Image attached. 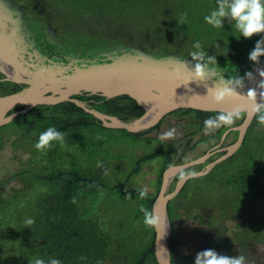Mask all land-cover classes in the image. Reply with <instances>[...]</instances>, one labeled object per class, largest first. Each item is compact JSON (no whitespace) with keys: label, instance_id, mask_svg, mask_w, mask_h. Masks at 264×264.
<instances>
[{"label":"trees","instance_id":"1","mask_svg":"<svg viewBox=\"0 0 264 264\" xmlns=\"http://www.w3.org/2000/svg\"><path fill=\"white\" fill-rule=\"evenodd\" d=\"M38 2L45 11L48 21L56 24L60 29L61 43L64 46H69L77 40L86 50L95 52L102 47V43L100 44L102 39L106 41L108 37L111 42L110 47L118 42L124 44L126 50L133 46L155 52L157 55L174 53L184 58L194 50V42L200 41L209 55L216 56V64L227 76L237 73L243 76L245 71L248 72L254 66V62L248 59V53L259 39L258 35L250 39L243 37L239 39V34L231 29L227 20L224 28H214L203 21V16L215 7V0H38ZM185 13H187L186 18ZM105 15H108L114 23L115 29H109L106 23L101 29L79 25L83 18L90 21L93 16ZM53 16L58 18L55 19ZM181 20H184V23H180ZM119 29H143L139 32L143 35V39L136 38L132 33L124 38ZM45 44L46 48L47 40ZM44 53H47L46 49ZM19 88L20 85L14 82H0V95L12 93ZM73 97L85 102L91 108L124 121L134 120L144 113V109L127 95L110 99L99 94H81ZM22 109H24L23 105H17L12 112ZM173 113L194 116L193 123H197L201 128L204 126L205 118L218 112L188 108L170 114ZM243 117L244 114L234 125L239 124ZM164 119L156 126L139 132L113 130L124 133L122 143L128 138L139 142L145 138V133L160 127ZM257 120L255 116L246 134L245 142ZM96 122L100 121L92 114L85 112L75 103L66 101L55 105L34 106L1 127L0 132L2 128L8 126L9 130L18 137L17 141L26 139L34 145L41 131L49 126H55L64 131L67 138H71L74 146L82 147L79 155L86 156V139L75 134L74 130L96 132L105 128L101 123L96 124ZM95 125L98 128L92 127ZM225 129L228 127L222 126L216 129L214 136H220ZM258 140L264 158V139L259 137ZM104 141L92 143L102 144ZM60 147V143L53 142V146L48 152L43 151L42 156L45 154L49 159L48 162H53L56 158L52 149L56 148L58 153ZM251 156L254 161L249 168L253 175V197L259 201L257 204H261L264 199V164L256 163V155ZM149 158V155L143 157V159ZM22 166L23 170L14 172L0 184V264H29V261L37 256L44 259L55 256L61 259L62 264H157L153 253L154 229L144 224L142 212V208L152 209L157 194L151 193L141 198L140 190L133 189L126 195L125 205L129 208L136 206L129 220H133L134 224L144 229L141 230L148 238V242L145 245L141 244L128 255L131 258L130 262L121 259L111 261L115 240L110 235L112 219L103 221L94 218L84 210L83 205H80L79 195L83 191V186L93 183V180L86 177V170L77 167L75 161L74 163L71 161L62 167L55 169L50 167L44 172L31 173L26 177L27 165L22 164ZM135 174L136 160L119 188L133 180ZM21 175L28 180V184H24L28 186L27 188H19L9 193L10 195L1 190L7 182ZM39 181L43 184L36 186ZM28 217L34 218L35 223L25 224L24 221Z\"/></svg>","mask_w":264,"mask_h":264},{"label":"water","instance_id":"2","mask_svg":"<svg viewBox=\"0 0 264 264\" xmlns=\"http://www.w3.org/2000/svg\"><path fill=\"white\" fill-rule=\"evenodd\" d=\"M22 29L21 18L0 0V72L8 81L23 85L17 91L0 95V128L34 106L55 105L66 101L73 102L92 114L105 127L129 132L151 128L166 115L179 109L220 112L239 106L244 112L243 120L225 131H236L235 141L222 149L223 154L210 162L206 171L198 172L202 175L239 149L255 118V115L248 114V105L242 97H232L222 104L215 103L211 91L217 81L192 80L194 74L186 66L175 61L176 58L185 59L188 67L194 69L195 61L190 56L183 58L174 53L157 55L155 52L132 46L120 53H104V59L99 60L96 57L79 64L78 61L65 64L48 58L35 48L32 49ZM259 68H264V57L251 69L255 79L249 81L245 78V86L240 89L241 94H246L249 88L256 87L258 82L264 79L258 74ZM40 69L44 71L41 72ZM224 75L228 78L226 73ZM84 93L99 94L106 99L127 95L144 109V113L139 118L124 121L91 109L85 102L73 97ZM257 99L259 101V96ZM17 105H23L24 109L12 112ZM194 163L191 161L166 169L163 185L167 184L181 167L186 168ZM183 183L179 182L177 189L168 194L163 190L159 192L152 205L151 210L157 212L162 219L160 227L154 229L153 253L157 264H172L167 244L170 231L167 203Z\"/></svg>","mask_w":264,"mask_h":264},{"label":"flooded vegetation","instance_id":"3","mask_svg":"<svg viewBox=\"0 0 264 264\" xmlns=\"http://www.w3.org/2000/svg\"><path fill=\"white\" fill-rule=\"evenodd\" d=\"M3 1L8 9L15 11L21 18L22 32L28 43L32 45V49H37L54 61L65 64L78 61L79 64L96 57L99 60L104 59V53L111 54L113 51L120 52L126 49L124 44L118 42L110 47L111 42L108 37L106 41L102 39L100 42L102 47L95 52L86 50L77 40L69 46H64L61 43L60 29L49 23L38 0L37 2L34 0ZM45 40L48 41L46 48ZM45 49L47 53H44ZM6 81H8L6 76L0 72V82ZM22 86L20 85V88ZM87 106L91 108L88 104ZM99 123L102 124L101 121L96 122V124ZM190 125L193 129L184 135L186 141L183 148L178 145L177 140H162L161 134H157L158 131L151 134L157 128L145 133V138L139 142L137 140L133 142L132 151L136 160L134 179L139 180L138 186L146 190L147 194L158 195L162 190L168 194L177 189L179 171L167 184L163 185L164 171L171 166L194 161V164L185 168L186 171H206L208 164L223 154L222 149L227 146H223L227 136L230 133L237 135L234 130L225 133L227 130L225 129L220 136H214L216 130L211 134H205L204 126L200 128L195 122ZM197 135L200 137L196 138ZM244 143L245 141L236 152L242 149ZM201 145L210 147L201 155L183 161L187 149H198ZM181 152L183 153L178 157ZM216 153L219 155L212 159ZM235 153L217 162L207 173L185 181L174 197L168 201L167 215L170 231L167 244L172 264H193L196 253L207 248H213L226 256L243 255L245 264H264V218L260 219L257 216L261 211L253 210L259 201L253 197V175L249 169L254 161L249 154ZM146 155L150 158L143 159ZM261 162L264 164V159L256 161V163ZM31 173L35 172L26 167L25 176ZM24 181L22 187L27 188ZM208 188H213L214 195L210 194Z\"/></svg>","mask_w":264,"mask_h":264},{"label":"rangeland","instance_id":"4","mask_svg":"<svg viewBox=\"0 0 264 264\" xmlns=\"http://www.w3.org/2000/svg\"><path fill=\"white\" fill-rule=\"evenodd\" d=\"M53 17L55 19L58 18L55 16ZM51 19L53 21V18ZM105 23L109 29H115L114 23L111 22L108 15L103 17L93 16L90 21L83 18L81 19L79 25L81 27L94 26L101 29L104 27ZM50 24L53 27H56V24L51 22ZM119 31L121 32V36L124 38L132 33L136 38L143 39V35L139 33L140 31H143V29H119ZM193 119L194 116L190 114H168L163 120L162 125H160L157 129L155 128L156 130H154L151 134H154L156 131H158L157 134H161L169 128L175 127L177 134L173 139L177 140L178 145L183 148L186 141L184 135L193 129V126L190 125L193 123ZM92 127L98 128L96 125ZM9 129L10 128L6 126L2 128L0 132V184L6 181V179L14 172L23 170L24 168L22 164L27 165L28 169H32L35 173H41L48 170L50 167L55 169L62 167L64 164H68L71 161L73 163L75 161V165L77 167H82L83 170H86V177L93 180V183L83 186V191L80 192L79 195L80 205H83L84 210H87L94 218H98L103 221L112 219L110 235L115 238V240L113 245L114 252L110 256V260L117 261L118 259H121L125 262H130L131 258L128 255L137 249L141 244L145 245L148 242V238L142 232L144 229L136 223L134 224L133 220H129L134 214L136 206L129 208L125 205V197L127 194H129L133 189L143 190L138 186L139 180H130L127 185L119 188V185L124 183L128 171L132 169L135 163V155L132 151V145L135 140L128 138L122 143L121 140L123 139L122 136L124 133L108 127L101 128L96 132L74 130L75 134L81 135L86 139L87 155H79L82 147L74 146L71 143V138H67L66 135L65 142L60 147V152L57 153L56 148L52 149L56 159L53 162H48L49 159L47 156H45V154L42 156L43 151H37L34 145L29 143L26 139L25 141L20 139L17 141L18 137H16V135ZM211 133L212 132H209V134ZM236 136V133H230L223 146L230 145L235 140ZM195 137L198 138L200 135ZM259 137L264 139V123L257 120L253 124V127L247 135V141L238 154H249V156L256 155V161H261L263 155L261 154L260 143L258 140ZM99 140L105 141L102 144L92 143ZM88 141L91 142L88 143ZM209 147L210 146L207 145H201L198 149H187L183 161H187L201 155ZM48 151L49 148L44 150L45 153ZM182 153L183 152L179 153L178 157ZM218 155V153L214 154L212 159ZM98 162H100V166H98ZM24 178L25 176L21 175L20 177L7 182L1 190L10 195L9 193L22 188ZM24 184H28V180L26 178ZM42 184L43 183L39 181L36 186ZM208 191L210 194L214 195L213 188H208ZM134 204H136V202H134ZM254 204L256 203L254 202ZM253 210L261 211L262 214L259 213L257 216H259L260 219H263L264 199L261 204H256L255 207H253ZM143 227L145 228L144 225ZM111 236H109V239ZM110 260H108V262Z\"/></svg>","mask_w":264,"mask_h":264},{"label":"clouds","instance_id":"5","mask_svg":"<svg viewBox=\"0 0 264 264\" xmlns=\"http://www.w3.org/2000/svg\"><path fill=\"white\" fill-rule=\"evenodd\" d=\"M184 16L186 18L187 13ZM226 20L231 25V29L239 34V39L241 37L250 39L256 35L259 36V39L255 41V46L248 53V59L259 64L260 58L264 57V35H261L264 34V0H215V7L211 8L203 16V21L214 28H224ZM180 23H184V20H181ZM193 49L189 56L195 61L194 69L188 67L185 59H175L178 64L186 66L194 74L192 80L204 81L207 79L217 81L216 86L211 91V96L215 103L222 104L232 97H242L248 105V114L257 116L258 121L264 123V79H261L256 87L249 88L246 94H241L240 89L245 86V78L249 81L255 79L252 71L246 72L243 76L237 73L225 78V72L216 64V56L209 55L200 41L194 42ZM40 71L43 72L44 69H40ZM257 71L259 76L264 78V68H259ZM155 94L154 90L153 95ZM258 96L259 101L257 99ZM243 114V110L238 106L230 111H220L216 115L208 116L203 121V131L205 134H209V132L215 131L222 126L230 127ZM176 134V128L172 127L161 133V139H173ZM65 135L66 133L57 127L49 126L39 133L34 147L37 151H44L51 148L53 142L63 145ZM98 166H100V162H98ZM198 176L199 173L197 171H186L183 167L178 172L180 183L195 179ZM139 195L141 198H145L147 191L141 190ZM142 212L145 225L153 229L160 227L162 219L157 212L148 208H142ZM24 222L27 225H31L35 223V220L32 217H28ZM29 264H62V261L55 256H49L47 259L37 256L29 261ZM193 264H245V257L243 255L238 257L226 256L218 253L213 248H207L196 253Z\"/></svg>","mask_w":264,"mask_h":264},{"label":"bare ground","instance_id":"6","mask_svg":"<svg viewBox=\"0 0 264 264\" xmlns=\"http://www.w3.org/2000/svg\"><path fill=\"white\" fill-rule=\"evenodd\" d=\"M11 5V4H10ZM31 12V11H30ZM27 13V12H26ZM25 17V16H24ZM50 23V22H49ZM44 24V23H43ZM45 25V24H44ZM66 107V106H65ZM70 110H72V109H70ZM37 112V111H36ZM39 112V111H38ZM28 114V113H27ZM33 114V113H32ZM27 118V117H26ZM44 122V121H43ZM47 123V122H46ZM41 125V124H40ZM52 125V124H51ZM61 127V126H60ZM40 129V128H39ZM21 142V141H20ZM20 145V144H19ZM18 145V146H19ZM24 149H25V147H24ZM53 149H55V148H53ZM11 151V150H10ZM22 151V150H21ZM12 153V152H11ZM11 171V170H10Z\"/></svg>","mask_w":264,"mask_h":264}]
</instances>
